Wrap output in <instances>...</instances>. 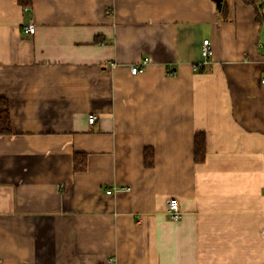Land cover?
Instances as JSON below:
<instances>
[{
  "label": "crops",
  "instance_id": "obj_1",
  "mask_svg": "<svg viewBox=\"0 0 264 264\" xmlns=\"http://www.w3.org/2000/svg\"><path fill=\"white\" fill-rule=\"evenodd\" d=\"M251 1L0 0V264H264V0Z\"/></svg>",
  "mask_w": 264,
  "mask_h": 264
},
{
  "label": "trees",
  "instance_id": "obj_2",
  "mask_svg": "<svg viewBox=\"0 0 264 264\" xmlns=\"http://www.w3.org/2000/svg\"><path fill=\"white\" fill-rule=\"evenodd\" d=\"M18 4L25 9H32L33 0H17ZM247 4H252L251 0H243ZM260 7H264L262 4ZM259 9V8H258ZM258 19L260 20V14L258 12ZM12 133L11 124V113H10V103L7 99L0 96V136L10 135ZM206 135L204 133H197L194 140V161L196 163H203L206 159V149H207ZM154 155L155 151L153 148L148 147L144 152L145 165L148 168L154 166ZM81 166L76 161L75 170L82 171L86 168V162L84 156H81ZM77 158V157H76ZM79 159V158H78ZM77 159V160H78Z\"/></svg>",
  "mask_w": 264,
  "mask_h": 264
},
{
  "label": "built area",
  "instance_id": "obj_3",
  "mask_svg": "<svg viewBox=\"0 0 264 264\" xmlns=\"http://www.w3.org/2000/svg\"><path fill=\"white\" fill-rule=\"evenodd\" d=\"M25 32L28 34H35L36 32V26L33 22L32 19H29L26 26H25ZM213 48H212V43L210 40L205 39L203 40L202 43V61L196 65L195 69L196 70H201L203 67H205L206 65H209L211 63L212 57H213ZM148 60H144L142 61V63L138 64V65H133L130 68V72L133 76H136L137 74H139L140 72H143L148 64ZM113 68H116V65L113 64L112 65ZM262 85L264 86V76L262 77ZM98 119V117L94 114L89 116V122L90 123H94L96 122V120ZM117 188H113L111 190H107V194H112L113 192L117 191ZM168 215L170 216V219L174 222H178L181 217H182V213L180 210V206H179V202L176 199H171L168 202ZM262 237L264 238V228L262 230Z\"/></svg>",
  "mask_w": 264,
  "mask_h": 264
},
{
  "label": "rangeland",
  "instance_id": "obj_4",
  "mask_svg": "<svg viewBox=\"0 0 264 264\" xmlns=\"http://www.w3.org/2000/svg\"><path fill=\"white\" fill-rule=\"evenodd\" d=\"M209 40V39H208Z\"/></svg>",
  "mask_w": 264,
  "mask_h": 264
}]
</instances>
